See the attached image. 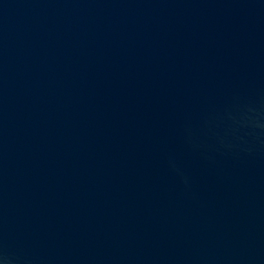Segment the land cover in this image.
<instances>
[{"label":"water","instance_id":"1","mask_svg":"<svg viewBox=\"0 0 264 264\" xmlns=\"http://www.w3.org/2000/svg\"><path fill=\"white\" fill-rule=\"evenodd\" d=\"M0 264H264V0H0Z\"/></svg>","mask_w":264,"mask_h":264}]
</instances>
